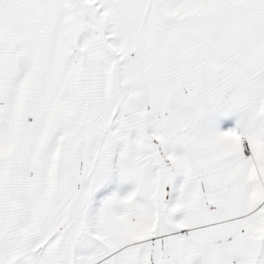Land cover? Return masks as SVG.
I'll use <instances>...</instances> for the list:
<instances>
[{
  "label": "snow or ice",
  "instance_id": "6c2138e0",
  "mask_svg": "<svg viewBox=\"0 0 264 264\" xmlns=\"http://www.w3.org/2000/svg\"><path fill=\"white\" fill-rule=\"evenodd\" d=\"M0 264H264V0H0Z\"/></svg>",
  "mask_w": 264,
  "mask_h": 264
}]
</instances>
